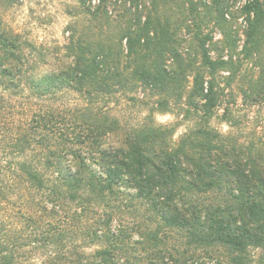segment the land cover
<instances>
[{
	"label": "trees",
	"instance_id": "16d2710c",
	"mask_svg": "<svg viewBox=\"0 0 264 264\" xmlns=\"http://www.w3.org/2000/svg\"><path fill=\"white\" fill-rule=\"evenodd\" d=\"M79 1L60 69L41 73L37 48L0 29L2 205L42 230L41 264H206L201 250L222 248L245 264L264 248V144L212 120L241 124L225 79L264 106V0ZM127 99L147 116L119 114ZM155 112L190 126L176 138ZM3 226L0 264H24Z\"/></svg>",
	"mask_w": 264,
	"mask_h": 264
},
{
	"label": "rangeland",
	"instance_id": "374dc122",
	"mask_svg": "<svg viewBox=\"0 0 264 264\" xmlns=\"http://www.w3.org/2000/svg\"><path fill=\"white\" fill-rule=\"evenodd\" d=\"M239 5L240 3H238ZM80 10L79 0H0V29L4 33L20 34L23 40L36 47L37 50L34 54L42 61L40 72L46 73L51 68L60 69L58 56L60 57V51L67 42L68 26L73 22L78 23L83 20ZM238 24L241 36L244 38L241 29L245 27L246 23L243 19H240ZM217 38H221L220 33H217ZM241 43L243 44V41ZM242 47L243 45L240 46L239 50ZM257 69L250 62H246L243 66V71L248 74H252ZM224 74L227 75L228 72ZM240 80L238 78L232 83L225 79L224 84L231 92L239 96L240 110H237V113L240 116L241 124L239 127H233L228 121L216 117L212 120V125L224 133H232L242 143L254 142L260 147L264 144V106L260 104L241 106V92L243 89ZM127 100L119 106V114L126 116L127 119L130 118L132 121L147 116L148 109L140 107L139 102ZM219 113L221 114L222 110ZM154 120L155 123L160 125H173L176 128V138L186 132L190 126V121L185 119L184 115L179 112H155ZM7 121L5 119V123ZM3 123L0 122V161L13 158L7 145L10 141L11 131L3 128V125H1ZM1 198L0 202L2 201ZM15 211L16 209L12 205H2V202L0 203V224L3 223V227H5L2 233L7 232L9 236L20 239L22 244L20 243L19 251L24 264H41L51 248L44 244L43 236L40 233L42 230L34 231L35 228L32 227V224L28 225L16 219ZM39 225L41 224L39 223ZM201 251L204 252H201L200 258L206 264H230V256L224 248L212 251L210 253L212 255H207L206 250ZM245 256H247L245 264H264V248L262 247L249 248Z\"/></svg>",
	"mask_w": 264,
	"mask_h": 264
}]
</instances>
